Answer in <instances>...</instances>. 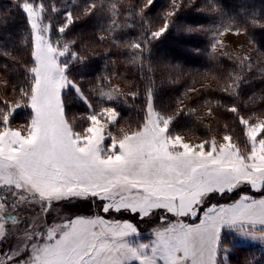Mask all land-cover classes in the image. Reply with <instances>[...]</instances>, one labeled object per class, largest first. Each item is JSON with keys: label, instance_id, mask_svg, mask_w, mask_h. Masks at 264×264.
I'll return each mask as SVG.
<instances>
[{"label": "snow or ice", "instance_id": "obj_1", "mask_svg": "<svg viewBox=\"0 0 264 264\" xmlns=\"http://www.w3.org/2000/svg\"><path fill=\"white\" fill-rule=\"evenodd\" d=\"M258 35L251 4L9 0L0 264H264Z\"/></svg>", "mask_w": 264, "mask_h": 264}, {"label": "trees", "instance_id": "obj_2", "mask_svg": "<svg viewBox=\"0 0 264 264\" xmlns=\"http://www.w3.org/2000/svg\"><path fill=\"white\" fill-rule=\"evenodd\" d=\"M220 2L223 6H225L226 10H231V9L237 8L241 4H251L258 9L261 7H264V5H262L260 3V0H220ZM8 4H9V0H0V9L6 8L8 6ZM260 39H264V37H260L258 35L257 40H260ZM197 44L201 48L205 47V44L199 43L198 41H193L192 43L187 44L185 47L190 49V48L196 46ZM160 47H161V49L167 50V49H171L173 47V45H172L170 40H162ZM198 60L200 62H197ZM186 61H187V62H185L186 68L195 69V68L201 67L202 58H196L194 56H187ZM243 252L246 253V248H243V250L238 249L236 252L233 253L232 264H244L245 255L243 254ZM248 254H250V253H247V255ZM241 256H242V258H241Z\"/></svg>", "mask_w": 264, "mask_h": 264}, {"label": "rangeland", "instance_id": "obj_3", "mask_svg": "<svg viewBox=\"0 0 264 264\" xmlns=\"http://www.w3.org/2000/svg\"><path fill=\"white\" fill-rule=\"evenodd\" d=\"M229 39L233 43V47H235L238 42H243V43L247 44V38H244V37L239 38V41H237L236 38H229ZM249 47H250V45H249ZM243 248H246V253H244L245 251L243 252V254L245 256L247 255V253H250V254L254 253L256 258L260 257V245L259 244L246 243V244L242 245L239 249L243 250ZM250 254H248V255H250ZM242 256H241V258H242Z\"/></svg>", "mask_w": 264, "mask_h": 264}]
</instances>
